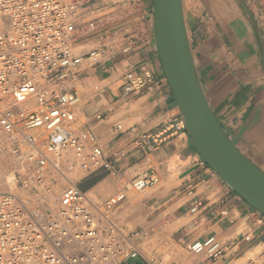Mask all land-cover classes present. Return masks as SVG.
<instances>
[{
  "label": "built area",
  "instance_id": "1",
  "mask_svg": "<svg viewBox=\"0 0 264 264\" xmlns=\"http://www.w3.org/2000/svg\"><path fill=\"white\" fill-rule=\"evenodd\" d=\"M92 1L93 5L101 2L0 0V135L8 140L12 159L9 186L35 187L48 173L61 175L67 150L86 172L103 167L118 174L98 135L78 124L77 109L83 97L73 85L81 65L125 57L139 42L154 43V36L151 20L143 10L136 24L126 27V40L112 29L114 22L130 16L131 7L140 0H103L105 7H113L110 15L85 21ZM89 32L98 33L103 48L78 50V39ZM154 82L150 68L129 69L123 75L122 95L127 98L140 93ZM185 128L183 118H175L160 131L142 135L137 143L157 147ZM117 129L122 125L117 124ZM114 159L118 160L116 155ZM208 169L212 177H219ZM158 182L159 176L150 170L99 204L72 182L62 190L53 209L35 204L22 193H0V264H130L143 255L141 241L150 229H125L111 214L127 198L129 189L145 192ZM58 185L55 178L45 190ZM188 194L192 196L191 211L196 212L201 199L193 189ZM256 221L263 229L264 244V214L258 211ZM252 239L247 234L235 240L234 255L228 253L231 245L215 235L196 240L187 248L204 255L207 264H263L264 250L257 259L237 263L248 252L237 251Z\"/></svg>",
  "mask_w": 264,
  "mask_h": 264
},
{
  "label": "crops",
  "instance_id": "2",
  "mask_svg": "<svg viewBox=\"0 0 264 264\" xmlns=\"http://www.w3.org/2000/svg\"><path fill=\"white\" fill-rule=\"evenodd\" d=\"M182 2L193 61L208 103L238 149L264 171V0ZM99 10L109 14L112 8ZM142 10L151 20L153 0L138 1L130 16L112 29L126 40V27L136 24ZM141 67L151 69L155 82L125 98L124 73ZM77 71L73 89L83 97L78 124L94 130L118 171L114 175L100 167L86 172L77 182L80 188L99 204L139 175L152 170L159 176L157 185L132 199L127 196L112 213L125 229H150L138 259L148 264H207L204 255L187 247L211 235L231 245L232 255L234 241L247 234L253 239L237 254L262 244L258 211L220 177L210 175L186 128L157 147L137 143L142 135L182 118L152 41L137 43L125 57L81 65ZM191 189L202 202L196 212L191 211Z\"/></svg>",
  "mask_w": 264,
  "mask_h": 264
},
{
  "label": "water",
  "instance_id": "3",
  "mask_svg": "<svg viewBox=\"0 0 264 264\" xmlns=\"http://www.w3.org/2000/svg\"><path fill=\"white\" fill-rule=\"evenodd\" d=\"M151 30L163 71L197 152L218 176L264 214V171L230 139L203 91L182 0H153ZM134 264H144L137 259Z\"/></svg>",
  "mask_w": 264,
  "mask_h": 264
},
{
  "label": "rangeland",
  "instance_id": "4",
  "mask_svg": "<svg viewBox=\"0 0 264 264\" xmlns=\"http://www.w3.org/2000/svg\"><path fill=\"white\" fill-rule=\"evenodd\" d=\"M97 3L98 5L96 8H94L93 1L88 3V6H89L88 9L90 10V15L85 19V21L94 19L95 17H98L101 14H103V16L108 14V12L103 13L101 10H99L100 6L102 7V10H105L106 8L104 6L106 4L103 3V0H101V2L98 1ZM108 7L113 9V7L111 6H108ZM123 22L124 20H118L114 22L113 25L115 24L120 25ZM83 24L85 26L86 22H84ZM113 31H115L117 36L119 35L116 32V30L113 29ZM77 44L81 45V49H83V51H89L92 49L104 47L102 40L99 39V35L96 32H89V33L83 34L78 39ZM103 62H106V60H100V59L94 60L92 63V66L93 65L97 66ZM77 116L79 117V113H77ZM0 143L3 144V148L0 147V193H4L10 190L14 192L22 193L24 194V196L32 199L35 204L40 205L41 207H44V208H49L45 206L44 204V196L47 193V191L45 190L46 189L45 187L48 184H50L52 180L56 178L59 180V187H57V190H55L56 193L58 192L57 197L55 199V207H56L57 205L56 201H57L58 196L60 195L62 190L70 184V182L67 179H64L62 176L63 175L64 177L68 176L71 181L77 183L81 179V177L86 173V171L82 168L80 161L76 158L74 153L71 150H67L65 154L66 161L61 164L62 171L64 172L62 176L56 172L48 173L47 176L44 177L35 187L22 188V187H16L14 185L9 186L7 185L6 178L8 177L10 173V169L12 167V159L10 155L8 154V140L5 139L3 135H0ZM137 194L138 192L135 191L134 189H129L127 191V196L131 199L133 198V196ZM111 215L114 217V214H111ZM118 224L121 227L125 228L120 223ZM251 250L252 251L254 250V252H250ZM263 250H264V244H261L259 247H255V249L254 248L250 249V251H248L244 256H242L241 259L237 263H244L247 261L248 258L257 259L260 256L259 254L262 253ZM149 258H151V256H149ZM135 261H137V259H132L130 261V264H134ZM144 264H148V263L145 262Z\"/></svg>",
  "mask_w": 264,
  "mask_h": 264
},
{
  "label": "bare ground",
  "instance_id": "5",
  "mask_svg": "<svg viewBox=\"0 0 264 264\" xmlns=\"http://www.w3.org/2000/svg\"><path fill=\"white\" fill-rule=\"evenodd\" d=\"M78 50H83V49H81V45H79V47H78ZM64 174V172H61V176ZM64 179H67L70 183H72L73 181H71L70 180V178L68 177V176H65L64 177V175L62 176ZM12 179V177H10V176H8L7 178H6V182L7 183H11V179ZM3 185V184H2ZM57 187H59V185L57 186ZM57 187H55V188H53V189H50L48 192H47V194L45 195V197H44V204H45V206H47V207H49V208H51V209H53L54 207H55V199H56V197H57V193L55 192V190H57ZM255 249V248H254ZM250 251V250H249ZM250 252H254V250L252 251H250ZM153 260V259H152ZM151 260V261H152ZM154 262V261H153ZM154 264H156V263H154Z\"/></svg>",
  "mask_w": 264,
  "mask_h": 264
}]
</instances>
